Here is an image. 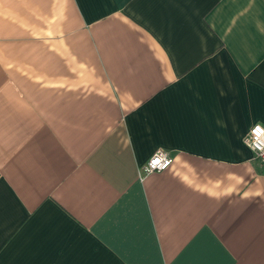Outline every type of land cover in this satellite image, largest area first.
<instances>
[{
	"label": "crops",
	"instance_id": "0c3cea01",
	"mask_svg": "<svg viewBox=\"0 0 264 264\" xmlns=\"http://www.w3.org/2000/svg\"><path fill=\"white\" fill-rule=\"evenodd\" d=\"M257 123L264 0H0V264H264Z\"/></svg>",
	"mask_w": 264,
	"mask_h": 264
},
{
	"label": "built area",
	"instance_id": "2783aa9c",
	"mask_svg": "<svg viewBox=\"0 0 264 264\" xmlns=\"http://www.w3.org/2000/svg\"><path fill=\"white\" fill-rule=\"evenodd\" d=\"M245 143L254 151L264 166V126L259 123L253 125L245 137ZM172 163L173 157L167 151L159 149L143 167L140 175L143 177L152 172L163 171Z\"/></svg>",
	"mask_w": 264,
	"mask_h": 264
}]
</instances>
